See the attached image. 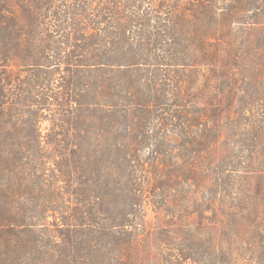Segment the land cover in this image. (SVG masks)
I'll list each match as a JSON object with an SVG mask.
<instances>
[{"label": "trees", "instance_id": "trees-1", "mask_svg": "<svg viewBox=\"0 0 264 264\" xmlns=\"http://www.w3.org/2000/svg\"><path fill=\"white\" fill-rule=\"evenodd\" d=\"M262 31L264 0H0V264H264Z\"/></svg>", "mask_w": 264, "mask_h": 264}, {"label": "rangeland", "instance_id": "rangeland-1", "mask_svg": "<svg viewBox=\"0 0 264 264\" xmlns=\"http://www.w3.org/2000/svg\"><path fill=\"white\" fill-rule=\"evenodd\" d=\"M258 35L263 36V35H264V31H262V33H258ZM231 46H232V45H230V46L228 45V46H225V47L219 49V55H222L221 53H225V54L229 53L230 50H229L228 48H232ZM248 46H249V47H247V49H252V51H254V53H256V54H258V55H259V54H261V55L264 54V50H263V51H260L257 47L253 46L252 43H249ZM234 47H235V48H233V50L237 52V50H238V44L235 45ZM245 49H246V48H245ZM226 52H227V53H226ZM227 55H228V54H227ZM240 57H241L242 59H240L239 61H251V59H252V58H248V57L246 58V57H244L243 55H241ZM190 72H192V75L194 76V72H195V70L193 69V70L190 71ZM190 83L194 85V82H190ZM149 219H152L154 222L157 221V217H156L154 214H152V213L150 214Z\"/></svg>", "mask_w": 264, "mask_h": 264}]
</instances>
